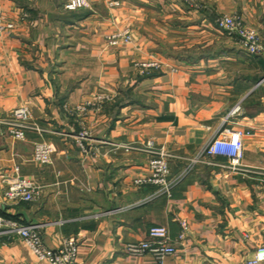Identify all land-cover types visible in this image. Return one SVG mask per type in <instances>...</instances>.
Listing matches in <instances>:
<instances>
[{"label":"crops","instance_id":"0c3cea01","mask_svg":"<svg viewBox=\"0 0 264 264\" xmlns=\"http://www.w3.org/2000/svg\"><path fill=\"white\" fill-rule=\"evenodd\" d=\"M1 1L16 27L0 33V118L26 105L45 131L19 141L0 127V213L44 226L50 249L77 239L78 264L253 260L264 245V53L246 55L219 21L237 16L264 39V0H89L77 12L64 9L68 0ZM125 27L132 43L111 46L107 36ZM142 61L162 67L142 74ZM101 91L114 99L86 115L93 146L84 155L69 137L82 128L74 109ZM237 104L241 114L223 125ZM226 128L248 133L244 171L200 166L172 197L151 201L157 187L134 183L150 175L149 155L117 147L154 141L175 156L169 165L176 177L184 158ZM40 141L55 147L49 166L34 160ZM16 168L42 187L35 202L5 200ZM120 207L131 209L112 214ZM156 227L169 231L175 255L160 261L127 252ZM0 264L49 263L22 238L0 235Z\"/></svg>","mask_w":264,"mask_h":264},{"label":"built area","instance_id":"2783aa9c","mask_svg":"<svg viewBox=\"0 0 264 264\" xmlns=\"http://www.w3.org/2000/svg\"><path fill=\"white\" fill-rule=\"evenodd\" d=\"M22 1L31 3L33 0ZM87 2L88 0H70L66 7L70 11H75L87 6ZM26 17L28 18L29 15L26 14ZM4 20L5 14L0 0V32L15 28L12 22L5 23ZM219 28L233 39L246 55L255 56L264 53V39L257 30L244 24L241 18L225 15L219 21ZM132 36L130 29H124L109 35L107 39L110 45L119 46L122 43H131ZM136 66L142 74L159 70L162 67L161 63L157 61H142L137 63ZM113 99V95L101 91L96 94L94 100L82 103L74 109L81 120L82 128L78 133L69 137L74 140L82 154H89L93 146V138L84 126L86 115L91 110L101 111ZM241 112V105H235L224 118L223 125L228 124L230 120L239 116ZM0 127L7 129L10 135L19 141L25 140L28 131L40 133L45 131L32 121V113L29 107L17 108L9 115L0 118ZM247 134L243 130L223 129L218 135L210 138L196 155L184 158L186 166L176 177H172L169 165V162L175 156L164 147L156 145L154 141L150 140L140 145H117V147L126 151H141L149 155L148 166L151 172L150 175L139 177L134 183L138 187H157L156 192L149 198L151 201L160 197H172L173 190L200 166L215 167L232 173L244 171L242 162ZM54 153L55 147L51 143L45 141L37 142L35 144L34 160L40 166H49L52 164ZM221 159H226L227 163L221 162ZM41 190L42 187L39 184L21 178L19 169L16 168V176L10 180L4 197L11 204L32 203L40 196ZM129 209L131 207H120L114 210L112 214H121ZM181 226L184 232L188 229L186 222H181ZM43 227L40 224L23 225L17 221L5 218L0 213V235L22 238L32 254L40 262L78 264L79 241L71 238L66 240L61 247L54 250L50 249L43 241ZM184 235L183 233L181 238ZM149 237V241L128 245L127 252L137 256L151 253L160 261L167 256L176 254V248L170 243V235L167 229L161 227L152 228ZM247 264H264V245L257 249L254 259Z\"/></svg>","mask_w":264,"mask_h":264},{"label":"rangeland","instance_id":"374dc122","mask_svg":"<svg viewBox=\"0 0 264 264\" xmlns=\"http://www.w3.org/2000/svg\"><path fill=\"white\" fill-rule=\"evenodd\" d=\"M18 1H21V2H23L22 0H18ZM69 1L70 0H68L67 2H66V4H65V7H64V9L65 10H67V11H70V10H68L67 9V4L69 3ZM89 1V0H88ZM2 2V1H1ZM3 4V3H2ZM116 5H117V3H116ZM88 7V2H87V6H85L84 8H81V9H78V10H75V11H79V10H82V9H85V8H87ZM3 9H4V7H3ZM71 12V11H70ZM4 14H5V20H4V22L5 23H10V22H12L14 25H15V23L13 22V21H10L9 19H8V17H7V15H6V13H5V11H4ZM26 14L27 13H25V12H21V20L22 21H26V20H28V18L26 17ZM15 27H16V25H15ZM15 29V28H14ZM14 29H12V30H5L4 32H0V33H6V32H11V31H13ZM124 29H130L129 27H125ZM124 29H118V30H124ZM118 30H114V31H112L109 35H111V34H113V33H115V32H117ZM131 30V29H130ZM108 35V36H109ZM107 36V37H108ZM132 38H133V36H132ZM107 41H108V39H107ZM132 41H133V39H132ZM108 43H109V41H108ZM132 43V42H131ZM122 44H125V43H122ZM130 44V43H129ZM112 46V45H111ZM115 47V46H114ZM21 107H29V106H26V105H23V106H21ZM18 108H20V107H18ZM17 109V108H16ZM29 109H30V111H31V113H32V110H31V108L29 107ZM14 111V110H13ZM12 111V112H13ZM1 118H3V117H1ZM32 120H33V114H32ZM3 129H5V128H3ZM6 131H7V133L10 135V133H9V131L6 129ZM11 136V135H10ZM5 194V193H4Z\"/></svg>","mask_w":264,"mask_h":264},{"label":"trees","instance_id":"16d2710c","mask_svg":"<svg viewBox=\"0 0 264 264\" xmlns=\"http://www.w3.org/2000/svg\"><path fill=\"white\" fill-rule=\"evenodd\" d=\"M74 12H77V11H74ZM73 17H75V18H82V17H84V15H76L75 13L73 14ZM18 222V221H17Z\"/></svg>","mask_w":264,"mask_h":264}]
</instances>
